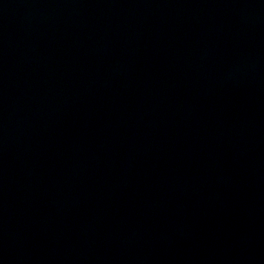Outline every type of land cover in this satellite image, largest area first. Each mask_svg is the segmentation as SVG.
<instances>
[{
  "label": "water",
  "instance_id": "water-1",
  "mask_svg": "<svg viewBox=\"0 0 264 264\" xmlns=\"http://www.w3.org/2000/svg\"><path fill=\"white\" fill-rule=\"evenodd\" d=\"M0 264H264V0H0Z\"/></svg>",
  "mask_w": 264,
  "mask_h": 264
}]
</instances>
